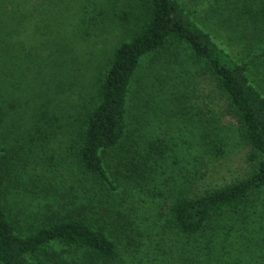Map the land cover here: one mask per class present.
I'll return each mask as SVG.
<instances>
[{
	"label": "trees",
	"instance_id": "16d2710c",
	"mask_svg": "<svg viewBox=\"0 0 264 264\" xmlns=\"http://www.w3.org/2000/svg\"><path fill=\"white\" fill-rule=\"evenodd\" d=\"M71 1L0 0V74L6 59L12 69L17 64L19 69L29 67L42 81L22 133L14 119L24 109L28 111L29 99L16 103L14 119L0 125V264H123L127 251L141 244L140 239L152 230L154 242L149 244L158 250L151 258L160 264H226L233 258L237 264H264V78H252V65L264 57V47L239 61L199 26L179 0H130L139 3L142 12L135 30L127 38L122 27L127 19H123L121 41L109 49L89 84L92 90L87 98H82L81 105L71 102L73 107L63 109L62 101L70 96L67 89L76 85L80 92L87 87L83 77L91 68L93 54L91 49L87 59L83 54L77 58L80 42L73 36L66 41L67 45L72 43L70 49L66 43L63 49L59 35L54 42L56 49H50L53 56H49L51 42L44 40L49 34L57 36V31L51 30L54 18L63 17L61 26L65 25L61 16L65 5L59 4ZM73 2L78 5L69 7H77L75 14L80 15V22H74L81 27L83 37L92 35V44L96 28L100 29L111 13L96 0ZM13 19L16 23L11 29ZM32 19L34 33L45 39L35 41V57L27 61L17 53L13 34L19 35L18 28L24 29L26 24L31 27ZM43 30L47 31L42 34ZM11 52L16 54L2 57ZM183 63L198 64L226 95L228 112L239 137L250 147L248 159L253 164L245 177L194 195L176 189L194 178L204 149L222 152L228 136H197L193 145L189 138L177 136L164 147L157 136L163 121L149 122L146 118L151 112L164 113L158 104L170 105L165 107L167 117L182 112L180 105L191 88L179 68ZM43 74L52 78L45 81ZM5 76L15 79L8 71H4ZM153 86L165 93L158 102L157 95L149 94ZM48 94L52 96L46 98ZM6 101L15 104L16 100ZM8 108L13 107L9 104ZM214 130L206 134H214ZM25 134L26 143L19 144V137ZM53 137L60 138L57 156L52 152ZM28 142L36 147H30L27 155ZM195 145L198 149L194 154L200 152V156L192 155ZM175 149L176 172L169 176L175 182L170 188L150 192L146 185L153 166L163 175L159 156L163 158L164 152L174 153ZM28 156L35 165L32 171L26 169ZM191 156L198 160L193 170L185 166L192 163ZM56 164L61 171L47 174L53 168L58 171ZM35 168L40 172H33ZM169 191L173 192L171 202L153 212V206L160 207L164 200L154 201L156 195L165 198ZM142 195L153 201L146 205ZM19 202L21 208L17 207ZM238 224L244 227L242 231L232 232ZM243 247L248 258L241 255ZM202 250L210 259H200ZM211 250L216 254L213 260ZM74 252H81L84 260L77 262Z\"/></svg>",
	"mask_w": 264,
	"mask_h": 264
},
{
	"label": "rangeland",
	"instance_id": "374dc122",
	"mask_svg": "<svg viewBox=\"0 0 264 264\" xmlns=\"http://www.w3.org/2000/svg\"><path fill=\"white\" fill-rule=\"evenodd\" d=\"M182 5L186 8V10L192 12V18L199 24L201 28L208 31L214 39L223 46L226 50V52L231 55L234 59H237L239 61L247 59L251 56L252 53L259 51L264 47V0H179ZM99 4H103L104 8L107 9L111 14L106 17L104 22L102 21L100 24L101 28H96V33L94 34L95 38L92 41V35L91 36H84L81 34V27H78L77 24L74 21L80 22L79 18L80 15H76L75 13L78 11V8L71 9L69 6L74 3L73 0L70 4L68 2H61L59 5L61 7H64L62 10L61 16H64V26L62 25V18L60 17L58 20L53 19L51 23V30L57 31V36L54 34H49L46 36H42L40 34L34 33V21L32 19V26L25 25L24 29L18 28L19 35L13 34V39L16 45L17 53L21 56V59H25L27 61L33 60L34 55V43L37 39L44 40V43L49 40V43L51 42L50 48H49V56H53V54H50V49L53 50L56 49V46L54 45V42L57 41L58 36L60 35L63 40V46L64 49L65 43L66 47L70 49L71 45H67V40L71 39L73 36L75 37L74 41L80 42V50L77 58L80 57L83 54L84 59H87L88 54H91V63H90V70H86L84 72V79L86 80L87 87L84 89V91L77 92L75 90V86H73V89H67L66 92L69 93V99H64L63 106L57 105L55 107L63 109H68V107H73V104H80L82 98H87V94L92 90L91 86L89 85L90 82H92L95 77L98 74V71L101 67V63L105 61V58L109 54V49L116 44L118 41H121L122 36L120 35L119 27L121 26V22L124 23L123 19H127L124 25L122 24V27L124 28V32L127 34V38L131 36L133 31L135 30V24L136 22L140 21V17H142V12L139 3L130 1V0H118V3H115L113 0H96ZM77 4V3H74ZM73 6L75 7V5ZM78 5V4H77ZM127 6V7H126ZM24 10V9H23ZM69 13L73 14V17L69 15ZM127 13V14H125ZM79 14V13H77ZM83 16V15H82ZM54 17V16H53ZM57 16L56 18H58ZM78 19V20H77ZM57 21V23H56ZM16 20L13 19L10 21L11 29L15 25ZM84 23V22H83ZM86 24V23H84ZM45 22H42V29L44 28ZM75 29H74V28ZM45 29V28H44ZM47 30H43L42 34L45 33ZM69 34H68V32ZM118 42V43H119ZM74 45V42H73ZM24 46H27V49H24ZM69 46V47H68ZM46 47V46H45ZM92 49V52H91ZM46 51H48L46 49ZM70 55L74 56V52L71 50ZM16 54L9 53L7 55L2 56L3 58H10V56H13ZM64 57V55H62ZM48 58V57H47ZM15 59V58H14ZM46 59V58H45ZM78 61V59H76ZM147 60H150L147 58ZM184 60V59H183ZM181 60V61H183ZM190 63V62H189ZM29 65V63H28ZM92 65V66H91ZM2 67L3 72L0 74V108H2L3 112L0 114V118H2V122L0 125H5L10 119H14V111L16 109V103H22V101L29 99V104H27L28 111L23 112L15 117V122L19 124L21 127L19 130H21L24 127V123L28 120L31 113V105L34 106V98L37 96V91L39 90V86L42 81L39 80V78H36L32 73L31 69L28 68H21L19 69V65H15V67L12 69L9 62L4 59L2 61ZM182 69L181 73L186 74V78L188 80V83L190 84L191 88H188L189 91L185 92L187 94V99L184 100L183 103H181V113L178 114L176 111L174 114V117H167L166 108L170 107V105H161L162 112L164 113H158L156 114H146L147 120L150 122L151 120H162L163 124L161 129L158 131L157 136L162 139V146L164 147L166 145H169L173 142V137L177 136H183L181 139H187L189 138L192 141V145L194 144V138L199 136L203 138L202 136H209L214 139H217V137L221 139H225L226 136L227 139H225L226 145L223 147V151L221 152H215L214 150H211L209 152H206L204 149L205 156L200 160L198 165L195 167L197 168V172L194 173V178L191 180V182L185 187H182L181 185L176 189L177 191L181 188H183V191H185L188 195H194L196 193H200L207 189H212L219 187L221 185H224L226 183L232 182L236 179L243 178L253 168L252 162L248 159V154L250 151V147L246 142H244L240 137L239 133L236 129V123L234 121V118L232 117V114L228 112V102L226 99V95L220 91L213 78L206 73L205 71H202V69L199 68V65L197 64H188L183 63L182 66L179 67ZM80 69V65L77 64V70ZM4 71H8V73H14L15 79L5 76L4 77ZM180 72H177V75ZM10 75V74H9ZM45 77V81L51 79L52 77L47 76L46 74H43ZM78 76V74L76 73ZM12 77L13 74H11ZM259 77L260 79L264 78V57H261L256 60V62L252 65V78ZM13 81V84L8 80ZM61 78V75H60ZM151 80H155L153 76L150 75ZM2 80H8L1 83ZM76 81V80H75ZM45 84V82H43ZM10 84V85H9ZM75 84V82H74ZM153 88V89H152ZM151 89L153 92V95H157L155 97V101L158 102L159 97H165V93L158 90L156 91V88L153 86ZM51 94L46 95L47 97H51ZM15 99V104L7 102L6 99ZM73 104H72V103ZM9 104L12 105V110H9ZM71 104V105H69ZM55 103L52 102L51 106L54 107ZM81 105V104H80ZM158 105H155V107H159ZM173 106V105H172ZM183 106V107H182ZM15 107V108H14ZM22 108V107H21ZM153 115V116H152ZM12 120V121H14ZM166 120V122H165ZM150 125V123H149ZM183 125H187L186 128L182 127ZM154 127V126H153ZM182 127V128H181ZM181 128V129H180ZM150 129V128H149ZM186 129H189L186 134ZM210 129H215L214 134L207 135L206 131H209ZM211 132V131H210ZM213 132V130H212ZM27 134V133H26ZM26 134L24 136H20L19 144H25L27 141ZM54 138V137H53ZM52 138V152L55 153L57 156L61 148L58 145L59 137ZM143 139V137H142ZM141 139V140H142ZM157 139V138H156ZM140 141V140H139ZM214 140L212 139L210 147L213 145ZM164 143V144H163ZM175 145L177 146V141H175ZM35 149L36 146L30 144V142L27 143V146L25 147L27 152L26 154H30L29 148ZM209 148V147H208ZM197 146L191 147L192 155L193 156H200L202 153L197 152L194 154V152L197 151ZM177 149H175V152L171 153L169 151H166L163 153V158H161V155L159 156L160 159H158L159 164L163 163V167L160 169L163 171V175L160 174V172L156 169V167L153 166V171L151 172V179L150 182L146 185V188H149L150 192H152V189L161 191L164 188H170L172 187L171 182H175V178H170L169 176H173L175 174V166H176V159L178 158L176 156ZM26 155V156H27ZM193 156H191L192 163L185 164L186 167L194 169V166L197 164L198 160H194ZM28 159V165L26 169H32L34 168V163H30V157H26ZM179 166V165H178ZM58 167V171L53 168L50 172H46L47 174H54L61 171L60 168H62L60 165L56 164L55 168ZM159 168V167H157ZM36 169V168H35ZM54 171V172H53ZM36 173H39L40 171L36 169ZM173 192L169 191L166 194V197H159L156 195L154 198V201H162L161 206L159 205L153 206V212L156 210H160L162 205H167L173 198ZM143 201H145V204L147 205L149 201H153V198H150V196L146 197L142 195ZM138 199H141V197H138ZM18 208H21L20 202ZM157 207V208H156ZM243 226L241 227L238 224V229L233 230L232 232H239L242 231ZM153 231H150L151 234L147 235L148 237H144L140 239L142 242L141 244H137V246H134L133 249L130 248L132 251H127V258L124 259L123 264H160L156 260H153L151 257L154 254L155 247L152 244H149V242H154V234ZM149 233V232H148ZM233 233V235L235 234ZM242 253L244 257L249 256L248 252L245 250V248H241ZM158 250V249H157ZM120 251H122V248H120ZM211 260L216 258V254L213 250L210 251ZM134 254V255H131ZM144 254V255H143ZM153 254V255H152ZM237 254V253H235ZM143 255V257H142ZM194 255V254H193ZM199 255L201 256L200 259L202 260H208L210 258H206L209 256L206 251L202 250L199 252ZM73 258L80 262L84 258L82 257L81 252H74L72 254ZM69 258V257H68ZM205 258V259H204ZM117 264V263H116ZM183 264V262H182ZM212 264H220V263H212ZM226 264H237V261L233 258L231 259V263L228 261Z\"/></svg>",
	"mask_w": 264,
	"mask_h": 264
}]
</instances>
